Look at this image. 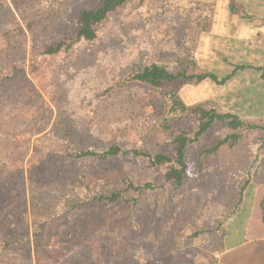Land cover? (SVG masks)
<instances>
[{"label":"rangeland","instance_id":"obj_1","mask_svg":"<svg viewBox=\"0 0 264 264\" xmlns=\"http://www.w3.org/2000/svg\"><path fill=\"white\" fill-rule=\"evenodd\" d=\"M87 2L0 0L6 8L0 13L8 17L5 22L12 23V17L19 21L13 30L26 52L25 62L15 65L10 77L0 82V179L23 171L27 176L31 165L44 157V148L37 147L45 144L48 137H41L50 129L68 146L113 144L172 159L174 139L181 134L195 136L194 117L172 110L161 91L132 80L131 75L154 62L179 71L193 56L192 44L206 25L207 8L190 0H128L96 25L95 40L83 41L69 52L42 53L43 45L59 35L57 31H71L77 10ZM11 23L0 24V39L8 38ZM236 65L218 64L213 71L224 77ZM253 78L250 70L235 72L224 85L211 80L213 89H200L199 96H214L244 115L246 122L264 125V120H254V113L262 109L257 98H262L263 87L252 85ZM185 86L177 90L186 102L191 89ZM205 103L217 106L214 101ZM43 126L47 129L38 133ZM233 136L238 138L231 143ZM260 136L256 129L214 123L187 145V179L176 193L161 194L159 187L174 160L154 166L146 156L127 153L98 163L121 172L136 186L158 187L143 194L138 231L125 243L114 244L122 249L120 257L112 262L108 254L98 263L217 264L226 220L256 167ZM96 165L87 161L83 166L87 170ZM258 175L264 179V165ZM48 246L52 257L35 256L31 261L16 251L0 250V264H63L78 249L58 253L63 246L55 240Z\"/></svg>","mask_w":264,"mask_h":264},{"label":"trees","instance_id":"obj_2","mask_svg":"<svg viewBox=\"0 0 264 264\" xmlns=\"http://www.w3.org/2000/svg\"><path fill=\"white\" fill-rule=\"evenodd\" d=\"M127 1L89 0L87 5L82 4L77 10L71 31H57L59 35L43 45L42 53L53 55L60 51L69 52L83 41L95 40L96 25ZM3 10L6 11V8L1 4L0 13ZM5 19L0 16V24L6 26L11 23L5 22ZM12 19V29L8 35L5 34L8 38L0 39V82L10 77L15 65L23 64L26 58L24 42L19 33L13 30L16 26L14 23L19 21L14 17ZM27 28L31 29L32 25L28 23ZM20 30L24 31L23 28ZM248 67L252 66L238 64L232 73L219 77L210 70L200 69L194 57L189 56L187 63L176 72L154 62L140 67L131 75L132 80L161 91L172 110L186 112L195 118L198 129L194 138L181 134L174 139V159L162 153L124 150L113 144L103 148L93 145L81 148L68 146L66 140L54 129L48 130L41 137H48L44 139L45 144L37 147L44 148V157L31 165L27 176L23 171L20 175H6L0 179V250L3 253L16 251L30 261L35 256L46 259L52 257L48 244L55 240V243L63 246V250H58V253L64 249L71 251L78 246L63 264H99L108 254L109 260L115 262L122 249L115 248L114 244L125 243L138 231L143 194L158 187L151 183L136 186L132 181L128 182L121 172L98 163L127 153L146 156L154 166L174 160L173 166L163 176V184L159 186L163 194L167 190L176 193L185 186L188 171L185 155L187 145L216 122L230 129L245 126L259 130L260 153L264 148L263 124L248 123L234 112L221 110L217 106H206L205 102L188 104L177 90L178 87L199 84L206 79L223 84L235 72ZM174 83L178 87L173 86ZM46 127H41L38 133L45 131ZM237 138L233 136L234 141L231 143ZM87 161H95L97 165L86 170L83 165ZM242 194L243 190L240 201ZM240 201L228 218L238 211Z\"/></svg>","mask_w":264,"mask_h":264},{"label":"crops","instance_id":"obj_3","mask_svg":"<svg viewBox=\"0 0 264 264\" xmlns=\"http://www.w3.org/2000/svg\"><path fill=\"white\" fill-rule=\"evenodd\" d=\"M190 1L206 7L209 13L206 25L199 29L192 44L196 64L212 72L218 64L251 65L252 67L236 73L250 70L254 75L251 84L263 87L260 90L262 98L256 97L262 109L259 108L260 112L254 113L257 114L254 120L263 121L264 0ZM225 83L215 82L217 86ZM213 87L212 81L207 79L199 84L186 85L185 89H191L190 99L186 102L194 104L214 101L221 109L244 117L240 112L224 106L214 96H199L200 89ZM263 165L264 148L260 151L256 167L243 189L238 211L224 225L217 264H264V179L260 180L258 175Z\"/></svg>","mask_w":264,"mask_h":264}]
</instances>
